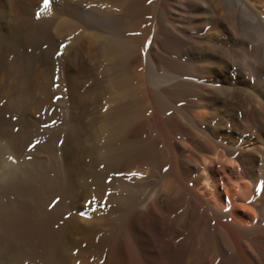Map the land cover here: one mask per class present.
<instances>
[{"label": "bare ground", "instance_id": "1", "mask_svg": "<svg viewBox=\"0 0 264 264\" xmlns=\"http://www.w3.org/2000/svg\"><path fill=\"white\" fill-rule=\"evenodd\" d=\"M51 2L0 16L43 96L0 106V264H264V0Z\"/></svg>", "mask_w": 264, "mask_h": 264}, {"label": "rangeland", "instance_id": "2", "mask_svg": "<svg viewBox=\"0 0 264 264\" xmlns=\"http://www.w3.org/2000/svg\"><path fill=\"white\" fill-rule=\"evenodd\" d=\"M39 5V0H0V16H3L7 23L13 24L16 22L12 20H19L21 14L28 15L32 13L31 18L33 16L34 19H32L38 22L40 18ZM41 5L51 11V0H43ZM17 16L18 18H16ZM8 28H10V26H8ZM7 46L8 44L5 41L0 42V106L8 111V114L5 115L7 117L5 118L9 120L13 119L14 123H16V121L11 115H20L22 113L21 109L25 108L26 112L22 115L26 125L25 129L26 131H31L33 130V123L36 121L35 117L38 118L40 116L39 113L36 115L33 111L36 110L35 107L38 105L40 99H43V96L40 97V91L37 88L41 67H39V62L34 59L25 60L18 58L14 55L13 49ZM28 47L29 45L26 44L25 48ZM31 50L32 48H29L30 54H32ZM16 68H20L23 74L18 73ZM41 115L44 120V112H42ZM43 127V130H47L46 126ZM11 128H14L13 130L16 133L21 129L20 125ZM47 136L48 133L46 135L44 134L43 139L39 138V140H33L25 151L30 153L35 147L43 146L47 142Z\"/></svg>", "mask_w": 264, "mask_h": 264}, {"label": "snow or ice", "instance_id": "3", "mask_svg": "<svg viewBox=\"0 0 264 264\" xmlns=\"http://www.w3.org/2000/svg\"><path fill=\"white\" fill-rule=\"evenodd\" d=\"M148 2H149V3H151V2H152V0H148ZM146 44H147V43H146ZM147 45H148V44H147ZM148 46H149V45H148Z\"/></svg>", "mask_w": 264, "mask_h": 264}]
</instances>
